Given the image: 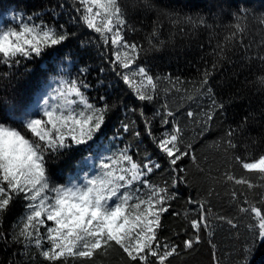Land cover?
Masks as SVG:
<instances>
[{"label":"snow or ice","instance_id":"snow-or-ice-1","mask_svg":"<svg viewBox=\"0 0 264 264\" xmlns=\"http://www.w3.org/2000/svg\"><path fill=\"white\" fill-rule=\"evenodd\" d=\"M129 3L133 8L142 7L146 12L155 13L145 42L129 38V34L139 30L129 21ZM58 8L59 11L50 9L56 20L67 11L71 24L95 34L90 43L103 56L107 70L115 74L116 84L122 82L140 103L129 106L121 101L118 105L109 103L104 95L99 96L98 103H91L85 91L91 87L84 79L87 68H81L76 78L53 77L56 87L52 88L51 83L44 86L50 90L47 94L42 92V97L38 96L33 104L39 111L33 114L25 109L26 118L17 117L21 106L15 93L0 100V109L6 110L0 111V222L17 201L25 202L24 214L19 223L13 225L10 237L0 231V239L22 245L25 253L35 249L46 264H97L98 256L108 257L112 252L119 254L122 264H170L171 257L181 254L180 246L161 238L162 217L180 196V186L192 187L188 168L180 164L189 158L195 170L208 179L209 187L204 195L195 199L189 196L187 200V204L195 206L191 210L195 215L193 218L184 216L192 234L183 240V250H193L202 243V233L211 237L219 224H227L239 234L243 217L254 223L246 226L236 264H251L254 251L264 245V147H261L264 137L245 136L249 123L256 119L255 114L249 113L240 124L229 126L216 143L217 149H222V160L215 169L211 165L206 168L197 159L193 144L187 142L185 129L180 126L177 113L183 103L174 111L166 97L176 93L181 101L189 103L210 101L199 112L190 108L186 111L188 121L199 129L197 135L203 136L211 130L218 115L226 116V102L217 99L211 78L224 62L230 63L231 56L241 50L245 66L256 63L261 69L252 83L258 92H264V12L256 13L247 5H235L231 21L223 26V39H217L213 49L211 66L203 71L198 69V78L185 81L180 77L173 79L170 74L154 75L147 58L164 51L178 34L194 35L200 30H211L213 37L219 36L216 28L221 25L216 21L222 9L208 16L186 11L175 6L172 0L168 3L162 0H67V3L60 0ZM13 20L15 26L0 28V65H7L9 69L24 65L25 72L31 73L34 69L26 62L43 58L48 50L58 49L76 35L65 24L57 26L55 21H44L39 12L19 13ZM165 21L171 26L168 40L163 39L161 33ZM252 25L257 27L253 29ZM253 31L261 35L260 43L254 44L252 40L245 43V37ZM81 47L86 45L82 42ZM63 59L70 61L71 57ZM105 70L100 69L101 73ZM10 74L0 72V77L7 78ZM161 81L171 87L161 89ZM161 91L164 103L149 117L144 106L155 105L161 99ZM118 106L124 112L120 127L138 141L141 132L133 117H139L144 134L158 151L155 159L147 151L142 160L135 159L131 144L108 154L89 151L90 142L102 135L109 114ZM157 117L162 129L159 134L153 132V121ZM240 148L245 150L243 155L238 151ZM72 149L87 153L76 162V167L87 166L88 170L82 176L78 174L75 179L58 183L49 171V163L69 155ZM257 149H260L258 155L255 154ZM238 169L243 171L238 174ZM157 171H161L160 183L151 179ZM221 188L230 196L229 205L234 206L237 215L213 212L211 201L220 196ZM173 215L179 217L180 213ZM208 242L213 249L214 264H220L216 245L211 239Z\"/></svg>","mask_w":264,"mask_h":264},{"label":"trees","instance_id":"trees-1","mask_svg":"<svg viewBox=\"0 0 264 264\" xmlns=\"http://www.w3.org/2000/svg\"><path fill=\"white\" fill-rule=\"evenodd\" d=\"M65 2L67 3V0ZM154 2H159V0H154ZM162 2L168 3L169 0H162ZM172 2L175 6L184 8L186 11L200 12L208 16L223 10L220 19L216 21L221 25L216 28L219 36L213 37L211 30H200L194 35L178 34L164 51L153 53L147 58V64L154 75L165 76L170 74L173 79L180 77L185 81L198 78V69L203 71L206 66H211L214 59L213 49L217 39H223L225 34L223 26L231 21V13L235 10V5H247L256 13L264 12V0H243L242 3L241 0H172ZM59 3L60 0H0V28L6 29L15 26L16 21L13 20V16L19 13L33 14L39 12L44 21L48 23L55 21L57 26L65 24L69 31L76 33L58 49L48 50L43 58L26 62L29 67L34 69L31 73L25 72L24 65L12 69H9L7 65H0V72L11 73L7 78L0 77V100L10 98L15 93L19 98L18 104L21 106L20 110L17 111V117L26 118L24 116L25 109L33 114L39 111L38 108L33 107V104L42 92L46 94L50 90L44 86L51 83L52 88L56 87V83L52 80L53 77L76 78L79 76L81 68H87L84 79L91 87L85 91L91 103H98L99 96L104 95L109 103L116 102L119 105L122 101L129 106H138L140 102L135 101L122 82L119 85L116 84L115 74L107 70L108 66L104 63L103 56L90 43L95 34L90 33L86 28L71 24L67 11L63 12L58 20L53 17L50 9L57 8L59 11ZM128 10L130 23L139 29L137 32L129 34V38L145 42V34L152 30V21L156 18L155 13L146 12L142 7L133 8L131 3H129ZM37 22H39V18ZM210 22H212L211 19ZM256 27V25H252L253 29ZM170 28L171 26L165 21L161 28L163 39L168 40L171 37ZM261 39V35L253 31L245 37V43L252 40L254 44H259ZM82 42L86 47H81ZM255 50L253 47V51ZM242 53L243 50L232 55L231 62H224L211 78L217 99L226 102V116L218 115L211 130L203 136L197 135L199 129L188 121L186 111L190 108L199 112L202 107L206 108L210 101L204 99L189 103L186 100L181 101L176 93L166 97L174 111L178 105L183 103V107L177 113L180 126L185 129L187 142L193 144L197 159L206 168L211 165L215 169L219 165L223 158V152L222 149H217L216 143L224 137L230 125L240 124L249 113L255 114L256 119L249 123L245 136L264 137V92H258L252 83L261 69L256 63H253L251 67L245 66V62L241 58ZM65 56H70V61H65L63 59ZM102 67L106 69L103 73L100 71ZM185 86L190 87V85ZM160 87L166 89L170 88L171 85L166 81H161ZM164 99V93L161 91V99L155 105L144 106L146 114L152 117L156 108L164 103ZM0 111L6 112L3 109ZM128 116L133 117V114L128 113ZM133 118L137 119L136 127L141 132L139 141L131 133H124L120 127V121L124 119V112L118 106L109 114L102 135L98 136L96 141L90 142L89 151L108 154L131 144V153L135 159L142 160L145 151L150 152L155 159L158 151L144 134L143 123L138 116ZM161 131L160 119L157 117L153 121V132L159 134ZM261 147H264V140H262ZM137 150L139 151L137 152ZM259 150L257 149L255 154L258 155ZM238 151L243 155L245 150L240 148ZM86 154L82 150L72 149L69 155L62 156L59 161L50 162L49 171L54 174V179L58 183H65L69 178L75 179L78 174L82 176L88 167L83 166L81 169H77L76 162ZM205 161H207L206 164ZM94 162L96 161L94 160ZM161 162L163 163V161ZM180 164L182 167L188 168L192 187L181 185L178 190L180 196L172 202L171 210L162 217L164 228L160 231L161 238H167L170 242L180 246L181 254L171 257L170 264H214L213 249L208 242L209 239L216 245V255L220 264H236L239 258V249L244 242V235L247 231L246 226L248 223H254V221L243 217L240 218L239 234L236 229L230 228L229 225L219 224V226L214 227L211 237H208L206 232L202 233L201 244L196 245L191 251L183 250V240L192 234L184 216L187 214L189 218H193L195 215L191 211L195 206L187 204V200L189 196L195 199L198 195H204L209 187V181L204 174L195 170L191 159L185 158ZM242 171V169H238V174ZM213 174L218 175L215 171ZM151 179L153 182L160 183L161 171H157ZM219 191L220 196L218 198L213 197L211 201L213 212L225 216L237 215L234 206L229 205L230 196L226 195L222 188ZM24 203L22 200L17 201L12 211L0 222V231L9 237L13 231V225L18 224L20 217L24 214ZM174 212H179L180 216H174ZM213 223L217 224L218 222L214 221ZM0 264H46V262L39 258L35 249L25 253L22 245L5 243L3 239H0ZM97 264H122V261L117 252H112L108 257L98 256ZM251 264H264V245L254 251Z\"/></svg>","mask_w":264,"mask_h":264},{"label":"rangeland","instance_id":"rangeland-1","mask_svg":"<svg viewBox=\"0 0 264 264\" xmlns=\"http://www.w3.org/2000/svg\"><path fill=\"white\" fill-rule=\"evenodd\" d=\"M44 93H45V92H44ZM44 93H43V94H44ZM46 94H47V93H46ZM41 97H42V94H41ZM40 102H42V98H41V101H40Z\"/></svg>","mask_w":264,"mask_h":264}]
</instances>
